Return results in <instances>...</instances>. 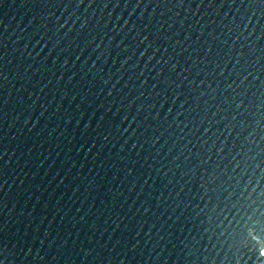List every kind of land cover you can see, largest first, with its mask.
I'll return each mask as SVG.
<instances>
[{
	"label": "water",
	"instance_id": "1",
	"mask_svg": "<svg viewBox=\"0 0 264 264\" xmlns=\"http://www.w3.org/2000/svg\"><path fill=\"white\" fill-rule=\"evenodd\" d=\"M0 264H264V0H0Z\"/></svg>",
	"mask_w": 264,
	"mask_h": 264
}]
</instances>
